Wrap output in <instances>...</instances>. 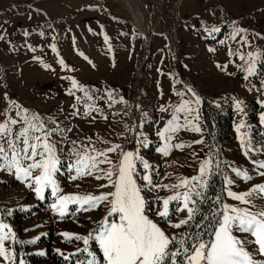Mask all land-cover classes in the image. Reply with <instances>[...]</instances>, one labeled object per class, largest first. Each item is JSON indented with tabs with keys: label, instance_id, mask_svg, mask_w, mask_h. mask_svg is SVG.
<instances>
[{
	"label": "rangeland",
	"instance_id": "rangeland-1",
	"mask_svg": "<svg viewBox=\"0 0 264 264\" xmlns=\"http://www.w3.org/2000/svg\"><path fill=\"white\" fill-rule=\"evenodd\" d=\"M234 26L243 31L233 38ZM249 52L258 54L252 74L245 71ZM66 77L84 85L100 111L86 116L83 104L76 102L83 92L74 89L75 95L70 94L71 80ZM262 82L264 0H0V121L9 100L54 118L61 129H70L64 136H55L63 140L58 147L63 148L60 154L65 160L72 141L87 143L85 138L91 137L96 148L106 146L100 140L122 144L132 137L125 124L135 127L150 141L140 154L154 166L153 180L158 184H173L178 177L196 174L199 161L211 152L214 171L205 202L210 208L217 194L240 204L223 191L224 175L235 181L229 187L236 192L264 183L252 163L264 160V125L259 122V113L264 112L259 102L264 100ZM185 85L202 97L198 121L202 131L179 130L172 143L183 142L184 147L172 148L165 156L155 150L161 143L156 132L170 118L172 106L179 102L176 93L186 91ZM14 114L15 110L8 113ZM241 120L245 125L241 132L251 141L247 156L237 138L236 125ZM48 124L55 126L51 120ZM201 137V143H192ZM134 147V140L127 144L129 150ZM216 160L220 161L218 170ZM233 168L247 170L251 179L238 177ZM57 179L63 192H97L102 182L94 177L69 180L65 169ZM168 194L167 190L152 193ZM51 203L50 189L40 200L13 174L0 170V219L10 225L18 240L38 237L34 243L14 245L17 260L75 264L76 259H84L82 253L65 259L83 244L62 234H85L104 208L77 212L70 205V212L61 217L52 212ZM255 203L264 205V199ZM178 218L180 214L173 216V220ZM161 227L177 231L165 224Z\"/></svg>",
	"mask_w": 264,
	"mask_h": 264
},
{
	"label": "snow or ice",
	"instance_id": "snow-or-ice-1",
	"mask_svg": "<svg viewBox=\"0 0 264 264\" xmlns=\"http://www.w3.org/2000/svg\"><path fill=\"white\" fill-rule=\"evenodd\" d=\"M240 31L243 29L234 26L233 38ZM241 39L247 42L246 37ZM52 47L55 51V45ZM232 54L229 51V55ZM240 55L243 58V53ZM247 55L250 59L245 71L252 74L258 54L249 52ZM60 63L64 64L63 59ZM44 67L50 65L44 64ZM217 67L220 65L217 64ZM66 78L71 80L70 94L75 95L74 89L83 92L82 96H76V102L83 104L86 116L92 111H100L96 98L85 90L84 85L75 77ZM184 88L186 91L176 93L179 102L172 106L170 118L156 132L161 143L155 150L165 156L172 148L184 147L183 142L172 143L179 130L202 131L198 123L202 97L190 86L185 85ZM112 102L115 103L114 100ZM259 102L264 105V100ZM240 103L236 102L237 108H240ZM13 110L15 114L8 115ZM240 110L243 111L242 108ZM4 114V119L0 121V170L13 174L40 200L45 199V190L50 189V209L61 217L70 212V205L75 206L77 212L104 208L101 218L85 234H62L83 244L65 259L82 253L85 254L84 259H76L75 264H264V205L255 203L256 199H264V183L236 192L229 187L235 181L224 175L223 191L240 204L229 203L217 194L211 210L205 211L201 204L207 202L206 193L214 171L211 152L199 161L196 174L178 177L173 184H158L153 180L157 174L154 166L140 154L141 148H147L150 141L135 127L125 124V131L131 132L132 137H126L122 144L100 140L106 146L96 148L91 137L85 138L87 143L72 141L65 160L60 154L63 148L58 147L63 140L58 141L55 136H64L70 129H61L54 118H45L11 100ZM49 120L54 127H49ZM259 122L264 125V112L259 113ZM143 123L141 119L139 127L142 128ZM242 127H245L243 120L236 125V131L247 156L251 141L246 132H241ZM133 140L135 147L129 150L127 144ZM202 141L203 137L192 143ZM252 163L258 166V174L264 176V171H260L264 169V160H253ZM219 167L220 161L216 160L215 169ZM62 169L66 170L69 180L94 177L102 181L97 184L100 191L63 192L57 179ZM232 171L245 180L251 179L247 170L233 168ZM165 190L170 194L152 195ZM7 212L11 214V210ZM177 214L182 218L173 220ZM161 224L177 231L168 232ZM37 239L18 240L10 225L0 219V264H25L23 259L17 260L14 245L34 243ZM251 245L254 247L249 250ZM56 251L63 255L60 249ZM257 256L262 259H256Z\"/></svg>",
	"mask_w": 264,
	"mask_h": 264
},
{
	"label": "trees",
	"instance_id": "trees-1",
	"mask_svg": "<svg viewBox=\"0 0 264 264\" xmlns=\"http://www.w3.org/2000/svg\"><path fill=\"white\" fill-rule=\"evenodd\" d=\"M201 208H203L205 211H209L211 209L209 203L201 204Z\"/></svg>",
	"mask_w": 264,
	"mask_h": 264
}]
</instances>
